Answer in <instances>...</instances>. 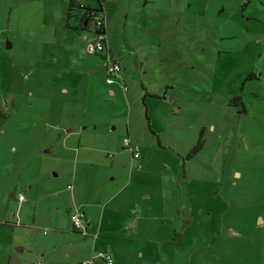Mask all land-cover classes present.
I'll return each mask as SVG.
<instances>
[{
    "label": "rangeland",
    "instance_id": "obj_1",
    "mask_svg": "<svg viewBox=\"0 0 264 264\" xmlns=\"http://www.w3.org/2000/svg\"><path fill=\"white\" fill-rule=\"evenodd\" d=\"M74 4L66 20V0H0V238L64 264L70 214L102 192L152 218L149 264H264V0ZM81 6L105 18L125 93Z\"/></svg>",
    "mask_w": 264,
    "mask_h": 264
},
{
    "label": "crops",
    "instance_id": "obj_2",
    "mask_svg": "<svg viewBox=\"0 0 264 264\" xmlns=\"http://www.w3.org/2000/svg\"><path fill=\"white\" fill-rule=\"evenodd\" d=\"M66 1L68 3L69 0ZM74 2L75 0H73V5H75ZM12 28V26H8L7 30L11 31ZM7 44L10 45V48L6 49H11L13 46L12 43L7 41L6 46ZM120 74L121 71L114 79V83L107 85H117L120 88L121 84L125 85V83L121 80ZM109 92L111 94L114 93L111 89L109 90ZM2 134L5 133L3 132ZM126 151L129 152L128 150ZM129 154L132 158V161H138L140 159V155L139 158L135 159L132 157V154L130 152ZM189 154L190 152L187 155ZM22 164L23 162L21 163V165ZM9 171L10 170H8V172L6 173L8 178L5 182L7 188L6 193L8 192L6 196L7 199L13 196L17 190V186L15 185L16 172L14 171V169H12V171L10 172ZM20 177H22V175ZM101 194L102 192H95V201H93L92 203L76 206V210L78 212H83V221L85 223V232L87 235L80 234L79 236L81 237L78 238L80 239L78 244L72 241L66 244L67 251L63 255L64 264H78L80 262L91 259L92 256L103 251H107L111 254L113 264H149L151 249H153V245L155 244H153V242L149 240V237H151L153 234L152 228H147L146 233L148 235L146 234L145 238H142V226L144 225L143 222L146 221V218H143L142 215L138 214L135 211L136 208L134 205H132L133 203L125 207L120 204L118 205V202L114 197L116 195L110 198L108 197L109 199L107 198L106 200H102L103 196H100ZM98 196H100V200L98 199ZM111 203H115V206H113L111 210H109L104 216V210L107 209V207H109V204ZM67 207V212L70 213L72 209L70 206ZM133 207L135 209H132L130 211L129 208ZM96 208L99 209L100 213L96 211ZM129 218L131 221H133V223L131 224L132 227H128L129 229H127V220ZM148 220H152V218L147 219L145 224L148 223ZM9 224L10 222L7 220V217L0 218V237L4 227H7V225L9 226ZM70 228L71 237L77 235L75 233L78 232L74 231L72 229V226ZM23 252L24 249L22 247H14L13 243L10 244L9 241L2 240L0 238V258H4V254H6V258L4 259V262L2 264H22L20 255ZM44 258L45 255L44 257L42 256V260H44ZM37 262L39 264L46 263L45 260L43 263H41V259H38V261L35 260L34 262H28L27 264H37Z\"/></svg>",
    "mask_w": 264,
    "mask_h": 264
},
{
    "label": "built area",
    "instance_id": "obj_3",
    "mask_svg": "<svg viewBox=\"0 0 264 264\" xmlns=\"http://www.w3.org/2000/svg\"><path fill=\"white\" fill-rule=\"evenodd\" d=\"M97 15L92 12L90 14V21L94 22L95 26V34L97 38L95 39V42L91 45L88 46V51L92 54H104V60H105V69L107 70L108 73V79H107V84H113L114 79L116 76L119 74L121 71V67L117 61H114L111 56H108V53H106V33H105V18L103 17H96ZM89 21V25H90ZM121 88L123 92L127 91V88L124 84H121ZM264 99V97H263ZM123 146L124 149L128 150L131 154L132 157L137 159L139 158V146L137 144H134L132 140L129 137L123 138ZM18 200L21 202L22 196H19ZM70 222L72 229L76 232H79L83 235H87L85 232V223L83 219L77 214H70L69 216ZM78 264H113V259L112 256L109 252L103 251L100 252L94 256H92L91 259L87 261L80 262Z\"/></svg>",
    "mask_w": 264,
    "mask_h": 264
},
{
    "label": "trees",
    "instance_id": "obj_4",
    "mask_svg": "<svg viewBox=\"0 0 264 264\" xmlns=\"http://www.w3.org/2000/svg\"><path fill=\"white\" fill-rule=\"evenodd\" d=\"M101 1V0H100ZM74 7V5H73V0H69L68 1V8H67V10H66V13H65V15H66V20H68L69 19V17H70V11H71V9ZM81 8L83 9V19H82V24H83V26H84V28H85V23H87V22H89L90 21V14L92 13V12H94L96 15H97V13L95 12V10H93V9H90L89 7H87V6H81ZM88 24V26L86 25V29H87V27H89V23H87ZM264 97V96H263ZM232 105L234 106V107H238L239 106V102L237 101V99H234L233 101H232ZM2 115H4V114H2V112H1V109H0V116H2ZM202 135H203V132H201L200 133V135H199V139H198V141H197V143H196V145L193 147V149H192V152L189 154V155H187V156H185L184 157V160H190L192 157H193V155L194 154H196V153H198V152H200L201 150H202V148H203V138H202ZM179 236H180V234H179ZM175 241H177V238H175Z\"/></svg>",
    "mask_w": 264,
    "mask_h": 264
},
{
    "label": "water",
    "instance_id": "obj_5",
    "mask_svg": "<svg viewBox=\"0 0 264 264\" xmlns=\"http://www.w3.org/2000/svg\"><path fill=\"white\" fill-rule=\"evenodd\" d=\"M6 48H10V45L7 44Z\"/></svg>",
    "mask_w": 264,
    "mask_h": 264
}]
</instances>
